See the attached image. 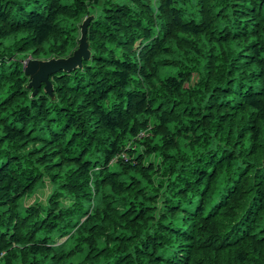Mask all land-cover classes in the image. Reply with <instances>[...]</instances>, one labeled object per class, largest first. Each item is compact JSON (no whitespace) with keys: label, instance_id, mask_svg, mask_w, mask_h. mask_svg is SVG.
Wrapping results in <instances>:
<instances>
[{"label":"trees","instance_id":"1","mask_svg":"<svg viewBox=\"0 0 264 264\" xmlns=\"http://www.w3.org/2000/svg\"><path fill=\"white\" fill-rule=\"evenodd\" d=\"M0 264H264V0H0Z\"/></svg>","mask_w":264,"mask_h":264},{"label":"water","instance_id":"2","mask_svg":"<svg viewBox=\"0 0 264 264\" xmlns=\"http://www.w3.org/2000/svg\"><path fill=\"white\" fill-rule=\"evenodd\" d=\"M94 15L86 16L80 24L78 47L67 57H52L48 59H27L24 61V71L30 77L28 88L33 89V95L44 85V91L53 96V85L50 77L59 72H72L83 68L84 61L91 58L88 42V28Z\"/></svg>","mask_w":264,"mask_h":264},{"label":"rangeland","instance_id":"3","mask_svg":"<svg viewBox=\"0 0 264 264\" xmlns=\"http://www.w3.org/2000/svg\"><path fill=\"white\" fill-rule=\"evenodd\" d=\"M27 59H39V58H35L34 56L30 55L27 57ZM51 190H52L51 185L49 184V182H46L45 185L38 187L32 198L26 200L27 204L32 203L34 200L44 201L47 195L49 194V192H51Z\"/></svg>","mask_w":264,"mask_h":264}]
</instances>
